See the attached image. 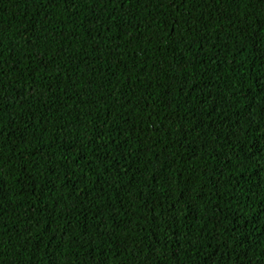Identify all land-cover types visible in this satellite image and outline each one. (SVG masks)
I'll list each match as a JSON object with an SVG mask.
<instances>
[{"label": "trees", "instance_id": "16d2710c", "mask_svg": "<svg viewBox=\"0 0 264 264\" xmlns=\"http://www.w3.org/2000/svg\"><path fill=\"white\" fill-rule=\"evenodd\" d=\"M0 264H264V0H0Z\"/></svg>", "mask_w": 264, "mask_h": 264}]
</instances>
